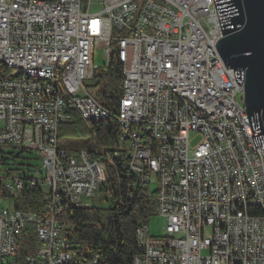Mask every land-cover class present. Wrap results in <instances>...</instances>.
I'll return each instance as SVG.
<instances>
[{"label": "built area", "instance_id": "obj_1", "mask_svg": "<svg viewBox=\"0 0 264 264\" xmlns=\"http://www.w3.org/2000/svg\"><path fill=\"white\" fill-rule=\"evenodd\" d=\"M90 7L0 0V150L35 151L41 162L27 182L21 169L0 170V264H98L71 249L65 215L90 207L108 177L87 152L77 160L63 147L58 126L71 112L116 120L132 185H155L164 235L141 224L133 264H264V149L251 135L245 72L238 85L214 45L223 37L214 0ZM98 44L104 66L114 54L122 66L117 114L88 92ZM27 184L42 190V211L15 208ZM24 233L34 236L26 255Z\"/></svg>", "mask_w": 264, "mask_h": 264}, {"label": "trees", "instance_id": "obj_2", "mask_svg": "<svg viewBox=\"0 0 264 264\" xmlns=\"http://www.w3.org/2000/svg\"><path fill=\"white\" fill-rule=\"evenodd\" d=\"M5 73V77L9 76ZM88 92L96 101L110 112L117 114L120 99L123 96L122 66L114 54L108 66L94 71ZM68 126V131L92 142L95 150L88 151V158L104 164L108 180L101 185L100 192L107 195L109 205H92L68 211L65 217L71 223L70 243L76 255L84 259L92 254L99 257L98 264H133V258L139 253L136 243V230L151 216L156 215L157 196L154 190L133 186L134 176L124 168V151L121 149L119 124L114 119L88 121L75 112L60 125ZM2 150V149H1ZM0 150V170L21 169L25 171V180L30 178L37 166L19 164L15 157ZM31 150L23 149L21 152ZM119 159H115V154ZM16 209L42 211V190L38 187L24 186ZM22 254L32 253L34 236L24 233ZM30 248L25 247L26 242Z\"/></svg>", "mask_w": 264, "mask_h": 264}, {"label": "water", "instance_id": "obj_3", "mask_svg": "<svg viewBox=\"0 0 264 264\" xmlns=\"http://www.w3.org/2000/svg\"><path fill=\"white\" fill-rule=\"evenodd\" d=\"M223 37L214 45L238 85L255 146L264 149V0H214Z\"/></svg>", "mask_w": 264, "mask_h": 264}, {"label": "rangeland", "instance_id": "obj_4", "mask_svg": "<svg viewBox=\"0 0 264 264\" xmlns=\"http://www.w3.org/2000/svg\"><path fill=\"white\" fill-rule=\"evenodd\" d=\"M91 2L90 11L97 12L100 10V2L102 0H83V2L87 3ZM104 47L101 45H96L95 54H94V67L95 69H99L105 65V59L103 58ZM2 62L0 61V65ZM240 95H238V98ZM30 129L27 130L29 132ZM68 126L65 124L60 125L58 129V135L60 140L63 143V147L66 149L67 154L77 160H80V155L83 151L88 152L91 150H95L92 142L88 139L81 138L76 136L75 134H71L68 131ZM199 137H193L191 140V146H195L199 142ZM3 153L7 155H12L15 157V160L19 164L31 165V166H41V162L38 158V155L35 151L21 152L20 149L13 148H3L1 150ZM155 188V185H151V190ZM8 202V201H6ZM0 203L3 204V200L0 199ZM9 203V202H8ZM7 203V204H8ZM93 205L105 207L109 205V198L107 195L103 194L99 190L96 191L95 195L92 197ZM146 226L149 229L150 235L155 237H160L164 235V229L167 224V221L164 217L159 215L151 216L146 222Z\"/></svg>", "mask_w": 264, "mask_h": 264}]
</instances>
